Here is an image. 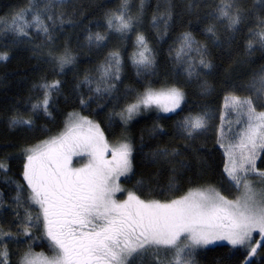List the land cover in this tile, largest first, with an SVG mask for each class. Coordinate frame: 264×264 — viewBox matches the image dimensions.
<instances>
[{
  "label": "snow or ice",
  "instance_id": "1",
  "mask_svg": "<svg viewBox=\"0 0 264 264\" xmlns=\"http://www.w3.org/2000/svg\"><path fill=\"white\" fill-rule=\"evenodd\" d=\"M264 4V0H261ZM188 10L196 5L189 3ZM146 10V0H138L132 12V0H120L119 6L105 13L106 33L87 29L86 41L90 47L105 46L108 33H115L121 40L135 36L129 60L138 77H144L143 91L135 95L133 103L116 113L125 124L136 115L154 111L157 123L154 128L163 132L159 124L161 113L180 115L186 101L184 88L193 79L200 80L203 71L213 65L209 59V45L221 46L218 27L236 33L246 19L240 0H219L207 13L204 29L205 43L196 39L191 31L182 32L170 48L173 60L185 74V84L177 80L152 81L157 76L154 49L147 36L139 30ZM77 12L74 0H28L26 7L15 11L10 18H0V31L11 33L12 43H31L33 33L43 37L45 63L63 73L76 64V56L65 43L62 50L55 46V33L64 25H75ZM172 5L168 0L157 4L152 15L151 27L163 39L171 27ZM258 29L248 39L247 51L251 54L259 44L264 49V18H258ZM232 39V37H229ZM8 60V52H0V61ZM124 66L119 48L111 50L98 69V78L88 75L76 85L86 86L88 94L81 93V109L103 107L104 100L114 98L117 81L121 80ZM159 86H155L156 84ZM40 95L31 103L27 118L16 112L9 118V127L34 125V117L52 116L54 97L61 93L58 79L34 85ZM202 94L211 86L205 80L200 84ZM248 95L229 91L223 97L216 127V143L225 157L223 172L237 193L229 199L212 187L190 189L183 195L169 198L178 191L177 176L188 166L182 161L179 149L159 148L150 156L155 163L168 165L172 171L167 189L156 185V190L137 180L133 189L122 187L121 177L131 182L133 148L126 139L110 144L100 124L81 112L67 113L64 128L59 134L49 136L39 143L24 147L23 180L27 185V201L38 206L39 212L31 215L26 208V220L19 226L23 232L4 231L0 227V264H10L8 245L26 244L27 250L19 255L16 264H136L145 254L159 257L171 253L167 264H195L197 249L217 243L229 246L231 253L241 252L243 264H255L253 258L264 256V187L257 190L253 180L264 185V171L257 169V160L264 154V69L247 85ZM133 90H129L131 92ZM179 110V111H178ZM216 116L207 111L189 113L175 122V139L190 142L207 133ZM110 155V158H109ZM0 172L7 174L8 166L0 161ZM16 183L13 198L17 208L24 204V186ZM121 193V196H117ZM144 193L148 196L144 197ZM153 195L163 197L151 198ZM2 196V194H0ZM3 205L0 199V206ZM19 217V213H16ZM43 229L51 254L33 251L37 237L31 229ZM20 235L26 237L21 241ZM259 250V251H258ZM163 264V261H158Z\"/></svg>",
  "mask_w": 264,
  "mask_h": 264
},
{
  "label": "trees",
  "instance_id": "2",
  "mask_svg": "<svg viewBox=\"0 0 264 264\" xmlns=\"http://www.w3.org/2000/svg\"><path fill=\"white\" fill-rule=\"evenodd\" d=\"M79 15L75 17V25H64L63 31L55 33V46L62 50L67 43L76 56V64L69 66L63 73L54 70L53 65L45 63L46 55H34V52L45 53L46 48H37L43 44V37H37L33 33L32 42L13 45L14 39L11 33L0 31V52H8V60L0 61V161H5L8 166L7 174L0 172V227L4 231H12L14 236L17 232H23L19 226L21 220H26L24 208H17L13 198L16 195V183L27 185L23 180V155L22 149L26 146L39 143L49 136L59 134L64 127L67 113L77 111L89 119L100 124L105 137L109 142H117L122 139L124 127L116 113L133 103L135 95L143 91L144 77H138L129 57L133 52L135 36L121 40L115 33H108L109 39L102 47H90L86 41L87 29L92 32H107L105 13L116 9L120 0H74ZM166 0H146V10L139 24V30L148 38L150 46L154 49L157 62V76L148 77L154 82L177 80L184 85L186 76L180 72V67L174 62L175 52L169 54L170 48L176 47L177 37L184 31H191L198 41L205 43L204 29L207 27L205 19L207 13L219 3V0H168L172 5L173 17L168 34L160 39L156 30L151 27V19L156 11L157 4L163 5ZM196 5L192 11L187 5ZM28 4V0H0V18H10L11 15ZM240 4L246 13V19L240 25V31L236 33L225 31L223 26L218 27L221 46L209 45V59L213 67L203 70L200 80L193 79L184 88L186 93L184 111L179 116L171 114L163 116L158 122L163 127V132L154 128L157 123L156 114L148 113L141 118L132 121L127 127V141L133 148V172L131 182L121 181L126 189H133L137 180L145 181L146 187L156 190L167 189L172 177L171 168L163 163L153 162L150 153L159 148L179 149L184 155L182 161L188 166L181 170L177 176V188L172 196L183 195L190 189L212 187L220 191L229 199H234L237 192L230 187L226 174L223 172L225 157L223 149L216 143V127L219 125V114L223 97L229 91H237L240 95H248L247 85L254 76L264 69V49L259 44H254L256 49L248 54L247 44L252 31L258 29V18H264V4L261 0H240ZM138 0H132V12L135 14ZM232 37V39H229ZM119 48L124 60L121 80L117 81V91L114 98L104 100L103 107H97L91 102V107L81 109L79 96L81 93L88 94L86 86L76 89L85 75L94 79L98 78V67L104 63L108 53ZM58 79L61 81V93L54 97L52 116L40 114L34 117V125L31 130L26 126L11 128L9 118L16 112L22 113L27 118L31 103L35 102L40 93L34 85L51 82ZM207 81L211 86L207 94H202L200 84ZM155 86H159L157 83ZM129 90H133L129 92ZM207 110L216 116L210 122V128L204 135L190 142L185 147V142L175 139V122L177 119L188 115H195ZM179 111V110H178ZM257 169L264 171V154L257 160ZM148 194L144 193V197ZM25 197V196H24ZM151 198L162 199L159 195ZM19 213L17 217L16 213ZM33 215V211L31 210ZM31 234L40 236V228L31 229ZM23 241V235L18 237ZM33 244V251H48L44 242ZM11 254L10 264H16L19 255L27 250L26 244L8 245ZM44 251V250H43ZM259 251V250H258ZM255 264H264V256L253 258ZM195 264H243L241 252L231 253L229 246L220 245L210 248H199L194 254Z\"/></svg>",
  "mask_w": 264,
  "mask_h": 264
},
{
  "label": "rangeland",
  "instance_id": "3",
  "mask_svg": "<svg viewBox=\"0 0 264 264\" xmlns=\"http://www.w3.org/2000/svg\"><path fill=\"white\" fill-rule=\"evenodd\" d=\"M148 113H155L154 111H149V112H146V113H142L140 115H136L132 120L128 121L126 124L124 122L123 123V127H124V132H123V136H122V139H127V127H128V124L131 123L132 121H135L139 118H141L142 116L148 114ZM156 114V113H155ZM160 115H163V116H168V115H171V114H163L161 113ZM64 128V127H63ZM63 131V130H62ZM123 140H120V141H117V142H122ZM110 144H114L116 142H109ZM109 158H110V155H109ZM125 179L124 177H121V181ZM26 183V182H25ZM253 184L254 186H256L257 190H259L261 187H264V185L261 184V182L258 180V179H255L253 180ZM123 187V185H122ZM28 191V190H27ZM27 191L25 190L24 191V194H23V199H24V204L20 207V208H24L25 212H26V208H31V210L33 211V215L32 217H35L36 214L39 212V208L38 206H35V205H31L29 201H27ZM242 193H237V196L240 195ZM122 194L121 193H117V196H121ZM25 196V197H24ZM237 196L235 198H237ZM234 198V199H235ZM27 219V217H26ZM35 232L37 229H35ZM33 237H36V235L32 234ZM44 242L46 244V246L48 245V241L46 238H43V229H42V223H41V227H40V236H37V239L35 240V243L34 244H40L39 242ZM220 245H225V244H221V243H217V244H213V245H208L206 247H202V248H210V247H215V246H220ZM47 249L48 251H45V249L41 250V251H34V252H37V253H40V252H43L45 255H50L51 252H50V249L48 248L47 246ZM171 253H168L167 255H165L164 252H161L159 257H155L153 256L152 254H145L143 256L142 259H139L136 261V264H158V261H163V264H167V262L169 260H171Z\"/></svg>",
  "mask_w": 264,
  "mask_h": 264
}]
</instances>
